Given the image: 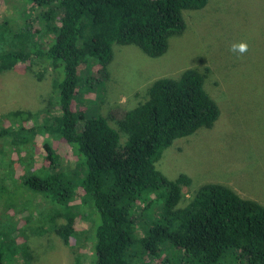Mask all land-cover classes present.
Returning <instances> with one entry per match:
<instances>
[{"label": "trees", "instance_id": "trees-1", "mask_svg": "<svg viewBox=\"0 0 264 264\" xmlns=\"http://www.w3.org/2000/svg\"><path fill=\"white\" fill-rule=\"evenodd\" d=\"M208 1L26 0L33 13L23 25L0 24V73L20 64H47L55 73L48 108L5 114L9 125L0 127V140L9 147L0 149V166L8 167L13 153L24 154V174L14 189L0 186V200L27 213L28 231L54 233L69 244L84 206L95 215L96 264H147L146 257L161 259L169 249L172 258L163 264H264L262 204L209 183L181 206L192 179H169L157 168L176 140L211 129L218 120L220 109L205 89L208 69L157 79L117 129L101 115L73 109L84 73L94 63L105 75L115 44L159 58L170 37L184 32V12L201 10ZM37 136L63 140L74 167L62 164L47 138V165L32 164ZM22 234L18 252L29 259L28 236ZM5 255L0 245V264Z\"/></svg>", "mask_w": 264, "mask_h": 264}, {"label": "rangeland", "instance_id": "rangeland-1", "mask_svg": "<svg viewBox=\"0 0 264 264\" xmlns=\"http://www.w3.org/2000/svg\"><path fill=\"white\" fill-rule=\"evenodd\" d=\"M31 13L26 0H0V24L23 25ZM184 20V32L170 37L167 52L159 58L148 57L134 45L115 44L105 75L99 73L101 66L94 63L84 73L73 109L101 115L117 129L125 112L145 101L150 85L157 79L178 78L189 68L208 69L205 89L220 109L218 120L211 129H200L190 137L176 140L163 152L157 168L169 179L181 174L192 179L181 206L209 183L228 186L264 206V0H209L201 10L185 11ZM33 25L39 28L36 20ZM240 42L249 45L244 55L230 50ZM54 76L47 64H20L0 73V127L9 125L2 118L5 114L48 108ZM46 138L62 158V164L72 169L75 158L71 148L52 136L34 139L31 163L36 167L47 165ZM1 148L9 150L2 140ZM23 156L13 153L8 167L0 166V186L14 189L24 174L20 161ZM82 210L76 220L77 234L66 244L54 233L32 234V229L29 232L25 226L27 213L8 208L0 200V245L6 254L5 264H96L91 238L95 215L84 206ZM22 233L28 236L29 259L18 252L25 240ZM172 255L169 249L161 259L152 261L146 257L145 261L163 264ZM172 264L177 261L172 260Z\"/></svg>", "mask_w": 264, "mask_h": 264}, {"label": "clouds", "instance_id": "clouds-1", "mask_svg": "<svg viewBox=\"0 0 264 264\" xmlns=\"http://www.w3.org/2000/svg\"><path fill=\"white\" fill-rule=\"evenodd\" d=\"M230 50L234 53L244 55L249 51V45L247 42H240L238 44H233Z\"/></svg>", "mask_w": 264, "mask_h": 264}]
</instances>
